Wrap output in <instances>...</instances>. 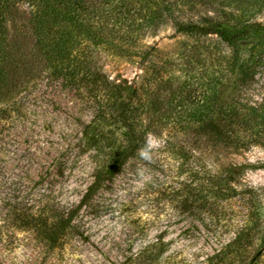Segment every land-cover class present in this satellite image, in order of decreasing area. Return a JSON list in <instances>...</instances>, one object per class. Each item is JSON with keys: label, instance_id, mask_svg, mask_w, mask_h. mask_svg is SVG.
Segmentation results:
<instances>
[{"label": "rangeland", "instance_id": "obj_1", "mask_svg": "<svg viewBox=\"0 0 264 264\" xmlns=\"http://www.w3.org/2000/svg\"><path fill=\"white\" fill-rule=\"evenodd\" d=\"M133 1L143 14L156 12L152 23L136 11L139 26L117 25L107 43L85 39L73 53L135 89L143 126L155 131L82 203L105 158L81 139L93 103L47 80L1 101L0 264H264V29L237 46L184 29L209 20L264 27V0H158L149 10ZM162 97L168 104L156 105ZM215 104L240 114L224 121L236 128L230 138L195 131L194 114ZM33 214L73 219L48 238L29 224ZM242 232L243 242L232 243Z\"/></svg>", "mask_w": 264, "mask_h": 264}, {"label": "trees", "instance_id": "obj_2", "mask_svg": "<svg viewBox=\"0 0 264 264\" xmlns=\"http://www.w3.org/2000/svg\"><path fill=\"white\" fill-rule=\"evenodd\" d=\"M157 1L146 0V8L157 5ZM162 1L167 5L189 0ZM25 3L28 10L21 7ZM135 5L133 0H0V102L14 98L32 84H39V80H47L54 86L69 87L84 93L83 97L95 107L94 118L82 127L81 139L85 145L93 147L97 154L104 152L105 158L103 164H98L95 180L89 186L82 203L100 189L105 181L119 173L131 157L147 146L148 133L155 131L151 124L143 126L142 107L134 101L137 96L135 89L114 82L90 66L85 54L73 53L74 48L85 39L107 43L110 37L120 31V26H139L141 23L138 24L133 16L136 11L137 14L141 13L144 23H152L157 16L156 12L143 14L142 8ZM101 16L103 20L97 25L95 20ZM184 29L189 32L214 33L228 44L237 46L240 41L258 34L264 27L260 23L209 20L204 25L185 24ZM249 66V61L240 65L245 76L250 71ZM184 91L187 95L192 94L191 87L186 86ZM159 99L154 100L156 105L165 106L169 102L165 97ZM193 117L198 123L195 128L197 135H210L214 132L215 136L225 139L230 138L236 128L227 130L224 121L230 117L232 124H235L240 114H227L215 104L209 111H198ZM117 134L125 137V143L121 146L117 144ZM59 173L64 174V170L59 169ZM221 186L209 188L213 189L211 194L220 196L223 190ZM199 190L201 194L206 189L199 187ZM182 191L188 193L186 196L189 197V185ZM186 196L184 201H188ZM53 211L57 214L56 210ZM59 217L51 222L45 214H33L28 217V221L35 229H43L42 232L52 238L55 228H65L73 219L70 214ZM244 236L242 232L232 243L243 242Z\"/></svg>", "mask_w": 264, "mask_h": 264}]
</instances>
